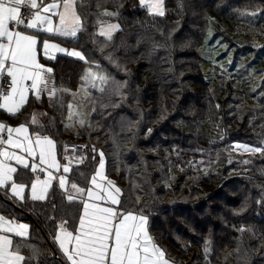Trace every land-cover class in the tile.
Here are the masks:
<instances>
[{"label": "trees", "instance_id": "1", "mask_svg": "<svg viewBox=\"0 0 264 264\" xmlns=\"http://www.w3.org/2000/svg\"><path fill=\"white\" fill-rule=\"evenodd\" d=\"M90 2L91 14L77 42L56 38L65 47L80 49L89 63L56 54L54 60L45 58V64L57 84L67 88L82 82L87 64L125 86L121 95L112 94L110 85L104 93L92 92L91 114L76 136L63 140L62 124L48 121L45 130L61 145L71 136H82L89 145L85 163L74 164L70 178L85 186L79 173H93L101 150L107 174L122 190L121 199L130 201L125 207L143 209L151 235L173 264H264V190L258 185L264 184V161L236 167L235 161L224 160L219 135H200L187 126L218 123L221 132L251 141V125L245 138H239L243 133L236 124L246 121L249 112L229 105L234 78L223 72L208 83L200 58L209 25L219 27L248 10H264V0H165L169 8L163 17L147 14L139 0ZM105 8L119 13L120 30L111 41L96 32L98 21L108 18L97 15ZM229 48L232 60L243 54L239 47ZM59 108L62 115L66 104ZM199 155L207 158L205 169L193 172L188 167ZM58 191L53 188L44 202L20 205L0 195V210L31 223L28 242L37 249L31 264H65L52 236L59 220H68L70 230L72 221ZM24 250L26 259L32 256L30 249Z\"/></svg>", "mask_w": 264, "mask_h": 264}, {"label": "snow or ice", "instance_id": "2", "mask_svg": "<svg viewBox=\"0 0 264 264\" xmlns=\"http://www.w3.org/2000/svg\"><path fill=\"white\" fill-rule=\"evenodd\" d=\"M164 3L165 0H139L141 8L160 17L165 15ZM90 8V0H50L47 4L43 0H0V109L16 115L28 103L30 92L39 100L43 92L52 99L57 91H67L54 86L53 69L40 63L38 45L42 46L43 56L48 60L56 59L54 53H64L85 63L89 61L82 52L61 47L48 39H38V34L77 42L78 34L84 31L91 14ZM22 10H27V17H22ZM245 14L256 15L242 13ZM97 15L114 17L119 13L105 10ZM53 17L57 19L54 21ZM98 22L101 24L99 35L108 41L120 30L119 24ZM28 30H33L32 34H27ZM96 67L99 69V65ZM81 78L101 93L110 85L112 94L121 95L125 86L102 71H94L91 66ZM68 107L72 109V105ZM32 123H37L35 114ZM80 123L84 122L81 120ZM5 132L6 138L0 135V189L10 188L11 197L23 201L25 189L30 186L32 201H46L50 199L53 181L58 180L61 191L57 194L61 204L66 202V211L72 221L70 231L69 221L61 220L59 232L54 237L65 264H171L165 250L150 235L148 216L142 214L143 209L138 213L126 208L125 204L130 201L121 199L122 190L105 175L103 152L99 153L98 168L92 169L90 177L84 172L79 173V179L85 184L82 187L75 181L70 182L65 174L73 171V161L84 164L86 157L66 156L67 163L62 165L57 160L56 143L48 136L30 135L25 125L12 128L0 124V134ZM236 148L264 155V146L237 145ZM9 149H19L26 156ZM26 157L32 162L29 163ZM11 161L33 174L45 173V178L36 175L30 185L18 183L20 173ZM61 170L59 177L53 174ZM139 201L137 195L136 202ZM50 207L59 210L55 203H50ZM239 231L251 229L241 228ZM28 237L27 224H15L0 216V264H31L37 249L28 243ZM22 248L30 249L32 256L26 259L21 254Z\"/></svg>", "mask_w": 264, "mask_h": 264}, {"label": "rangeland", "instance_id": "3", "mask_svg": "<svg viewBox=\"0 0 264 264\" xmlns=\"http://www.w3.org/2000/svg\"><path fill=\"white\" fill-rule=\"evenodd\" d=\"M169 2L172 3V0H169ZM164 8L166 13L167 9L169 8L166 2L164 3ZM105 10L110 12H117L113 8L102 9V12H104ZM144 10L147 14H149L146 9ZM246 13H256V15L245 14L241 19L239 18L233 21H226L224 23H220L219 27L214 23H213L214 26L212 25L208 26L203 38V45H202L203 50L200 58V66H201L200 70H202V73L207 78L206 81L208 83L214 82L216 79L220 77V73L223 72L226 74L225 75L226 77L232 76L234 79L236 78L235 80L234 79L230 80V81H234L232 84H235L236 82V85L232 89L234 90L232 92V97L228 99V101L232 100V103H229V105L231 104L235 105V110L237 112H239L240 110H243V112H249L246 121L239 120L236 123L238 126V130L241 133H243L239 136V138H245V134H244L245 128H249L250 125H251L250 131L252 132V135L254 137L252 138L251 135L250 138L251 141L240 142L239 140H237L236 137H234L229 133V130L226 131L223 130L221 132L219 130L218 123L210 124L206 122L208 124H204L203 122H198V123L195 122V125L187 123L188 128L195 130V132H198L200 135L214 134L215 136L219 135V138H223L221 139V141L220 140L219 141L220 143H223V147L225 148L226 151V156L223 157L224 160L229 163L232 162L233 160L236 162L235 163L236 167L243 166L244 168L246 167V164L243 163V161L247 160L250 161V163L260 162V160L264 161V155H262L261 153L244 152L242 149L236 148L237 145L264 146V10H260V11L248 10L246 11ZM105 21H107L108 23H114L120 25L116 16L114 17L108 16V18ZM100 27L101 24L97 26L96 29L97 33H99ZM51 43H57V42H51ZM57 44H59L61 47L67 48L63 44L60 43ZM229 44L230 45L232 44L235 47H239V52L243 53L239 55V59L232 60L230 58L232 55H230L229 53L230 51H232V49L229 48ZM79 51L82 52L81 50ZM57 54H64V53H57ZM90 66H91L90 64L85 65L84 72ZM223 69H225V71H223ZM93 70L98 71L95 68H93ZM103 73L107 75L106 72ZM107 76H109L112 79H115L114 75L109 74ZM218 85L221 86V83H219ZM92 90L99 91L98 89L88 86L84 81L79 85L78 88H75L74 90L70 91L71 99L68 102V106L72 105V109L70 110L69 107L67 108V112L64 118V124L67 127L69 128H72L74 126L83 127L86 124L90 114L89 103H90ZM70 111H71V118H69ZM81 120L84 122L83 124L80 123ZM9 127L16 128L19 127V125L9 126ZM70 139L83 140L82 136L81 138H75L74 136H71L66 140L70 141ZM65 141H63L62 143L63 156L59 158L57 155V160L62 165L67 163V160L65 159L66 156L73 157L65 152L64 149ZM9 150L16 151L17 154H23L20 153L19 149H9ZM100 152L102 151L100 150L99 153ZM56 153H57V147H56ZM23 155L26 156V154ZM27 159H29V163L32 162L31 158H27ZM104 159H105V155H104ZM206 159H207L206 156L199 155V158L195 159L193 163L190 164V166L188 167L189 170H193V172H195L199 169H205V166L203 164ZM74 162L75 161H73V163ZM10 163H12L13 166L17 167V165H15V161H11ZM261 166L263 167L261 168L262 169L261 171L264 172V162L262 163ZM96 168H98V162ZM55 173L57 177H59V175L62 174V170L61 172H55ZM31 174L33 175V173ZM41 174L42 175L40 178L44 179L45 173H41ZM105 175L109 180H112L116 184L115 180L107 174L106 167H105ZM33 179H35V177L31 178V180ZM17 182L21 183V181H17ZM53 184H56L58 187V180H54ZM28 185H30V183ZM258 185L264 190V184L258 183ZM116 186L119 187L118 185ZM25 197L30 198V186L26 187L25 189ZM208 214L211 215V213ZM22 224H27L29 226L27 222ZM58 232H59V227L57 228L56 234ZM171 248H172V251H170L171 254L176 256L177 252L173 251L174 250L173 247ZM258 252L259 251L257 250L256 254ZM166 258L171 262V264H173L172 261L167 256Z\"/></svg>", "mask_w": 264, "mask_h": 264}, {"label": "crops", "instance_id": "4", "mask_svg": "<svg viewBox=\"0 0 264 264\" xmlns=\"http://www.w3.org/2000/svg\"><path fill=\"white\" fill-rule=\"evenodd\" d=\"M43 2L45 4H47V3L50 2V0H43ZM53 19L55 21L57 18L53 17ZM20 30H24V29L21 28ZM32 32H33V30H28L27 34H32ZM38 39H48L50 42L60 43L59 41L56 40V37H51V36H48L46 34H38ZM60 44H62V43H60ZM38 48H40V54L38 56L40 62H42L45 65V67H49L48 65L45 64V57L43 56V54L41 52L42 46L38 45ZM67 49H69V50L75 49L77 51L80 50V49L74 48V47H67ZM56 54L57 53H55V55ZM52 78H53V84L58 90H65L66 89L67 91H57L56 96L53 97L52 99L49 98L47 92H43L41 94V98L39 100H37L35 98V96L30 92L29 96H28V103L25 104V106L16 115L9 114L5 110L0 109V124H4L6 126H18V125L21 126V125H25L26 127H28L30 135L34 136L35 134L38 133L40 135H44V136L50 137L51 139H53L56 142L57 155H58L59 158H61L63 156L62 145L59 143L58 139L53 134L51 135L49 132H47L48 130H45V127L48 125V121L51 118L56 119L58 124L59 123L62 124V129L63 130L61 131V138L63 140L67 136H70V135H75L76 136L77 134L80 133V129L85 127L86 124L83 127L74 126L72 128H69V127H67L64 124V118H65V114L67 112L68 102L71 99L70 91L74 90L75 88H78L79 85L84 82V80L82 79V82L75 88H69V87L67 88V86L57 84V82L55 81L53 76H52ZM93 91L94 90H92V92ZM91 95H92V93H91ZM91 97H90V99H91ZM65 98H67L66 101H64ZM60 104H64V105L66 104V109H65V111H63L62 115H61V109L59 108ZM89 109H90V107H89ZM33 114H35L36 120H37V123H35V124L32 123ZM90 114H91V111H90ZM90 114H89V116H90ZM88 119H89V117H88ZM2 135L5 138L7 137V133H3ZM74 164H76V163L74 162L71 165L72 169H73V165ZM17 168H18V171L20 173V175L17 178V181H21V182L27 183V185H28L30 183L31 178L36 176L35 174L32 175L29 172V170L21 169V168H19V166H17ZM28 172H29V174H28ZM71 173L72 172L66 174V176L68 177L69 181L70 182H72V181L77 182L76 180H73V179L70 178L69 175H71ZM53 174L57 177L55 172H53ZM92 174H90V176ZM41 175H40V177H41ZM77 183L80 184V186L83 187V185L81 183H79V182H77ZM53 188H57L58 189L56 184H53ZM51 190H50V192H51ZM0 195L3 196L4 198L8 199L10 202H12L13 204H16V205H20V203H23V202H26V201L37 202V203L38 202H44V201H32L30 198H25L24 201L22 202V201L14 198V197H11L10 188H9V190L0 189ZM0 207H2L1 203H0ZM0 216H4V218L6 220L14 222L15 224H22V223H26L27 222L29 224V236H30L31 223H30V221L28 219H26V218H16V217L12 216L11 214L6 213V212H4L2 210H0ZM60 223H61V220H59L57 222L56 231H55V233L52 236V240L53 241H54V237H55L56 232H57V228H58ZM148 230H149V228H148ZM8 235H12V234H8ZM150 235H151V233H150ZM16 239H19V238H16ZM55 244L57 246L58 252L62 255L61 251L59 250L58 244L57 243H55ZM24 249L25 248L21 249V254L24 255L25 257H27L28 253H26ZM61 257H63V256H61Z\"/></svg>", "mask_w": 264, "mask_h": 264}, {"label": "built area", "instance_id": "5", "mask_svg": "<svg viewBox=\"0 0 264 264\" xmlns=\"http://www.w3.org/2000/svg\"><path fill=\"white\" fill-rule=\"evenodd\" d=\"M27 10H22V17H27ZM64 149L65 152L73 157H80L85 156L87 152L89 151V145L86 144V142H83V140L79 139H70L66 140L64 143ZM73 149H75V152H73ZM35 175H41V173H37Z\"/></svg>", "mask_w": 264, "mask_h": 264}, {"label": "water", "instance_id": "6", "mask_svg": "<svg viewBox=\"0 0 264 264\" xmlns=\"http://www.w3.org/2000/svg\"><path fill=\"white\" fill-rule=\"evenodd\" d=\"M223 139V138H222Z\"/></svg>", "mask_w": 264, "mask_h": 264}]
</instances>
